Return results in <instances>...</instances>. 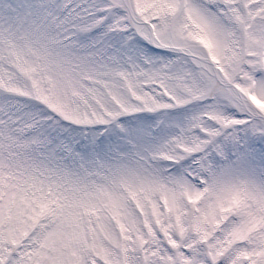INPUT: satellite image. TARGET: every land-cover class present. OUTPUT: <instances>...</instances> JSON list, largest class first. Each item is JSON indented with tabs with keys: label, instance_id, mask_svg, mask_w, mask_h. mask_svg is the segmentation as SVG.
Here are the masks:
<instances>
[{
	"label": "snow or ice",
	"instance_id": "1",
	"mask_svg": "<svg viewBox=\"0 0 264 264\" xmlns=\"http://www.w3.org/2000/svg\"><path fill=\"white\" fill-rule=\"evenodd\" d=\"M0 264H264V0H0Z\"/></svg>",
	"mask_w": 264,
	"mask_h": 264
}]
</instances>
